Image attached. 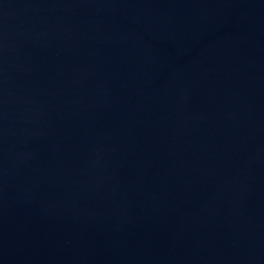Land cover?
<instances>
[{
	"label": "water",
	"instance_id": "water-1",
	"mask_svg": "<svg viewBox=\"0 0 264 264\" xmlns=\"http://www.w3.org/2000/svg\"><path fill=\"white\" fill-rule=\"evenodd\" d=\"M0 264H264V0H0Z\"/></svg>",
	"mask_w": 264,
	"mask_h": 264
}]
</instances>
